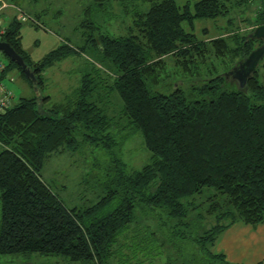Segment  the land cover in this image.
I'll return each mask as SVG.
<instances>
[{
	"label": "trees",
	"instance_id": "16d2710c",
	"mask_svg": "<svg viewBox=\"0 0 264 264\" xmlns=\"http://www.w3.org/2000/svg\"><path fill=\"white\" fill-rule=\"evenodd\" d=\"M134 1L149 7L130 15L126 33L94 38L113 74L94 64L64 101L24 96L0 114V255L57 256L74 264H198L181 252L172 256L171 248L187 237L212 247L237 222L264 224V84L257 69L244 87L225 76L261 44L249 33L264 24V0L239 20L248 30L230 9L245 13L253 0H93L85 16L114 2L132 10ZM221 17L226 22L218 35L195 34V21ZM19 20L15 12L0 40L34 70L41 88L42 71L72 49L60 46L30 62ZM7 60L3 74L15 67L27 79ZM110 91L121 101L116 116L103 102ZM124 127L140 132L149 153L138 169L118 151L115 132ZM63 149L101 150L106 157L105 194L92 205L65 206L41 177L46 158ZM202 205L214 221L195 232L190 213ZM201 252L210 256L200 264H242Z\"/></svg>",
	"mask_w": 264,
	"mask_h": 264
},
{
	"label": "rangeland",
	"instance_id": "374dc122",
	"mask_svg": "<svg viewBox=\"0 0 264 264\" xmlns=\"http://www.w3.org/2000/svg\"><path fill=\"white\" fill-rule=\"evenodd\" d=\"M4 1L11 5L15 4L27 16L26 20L19 21L21 22L22 51L30 62L41 60L60 46L72 49L66 57L54 62L41 73L44 83L40 90L43 94L50 95L51 101L54 103L64 101L66 95L79 85L81 75L90 70L94 64L105 71L112 72V74L115 72V67L96 48L94 40L96 33L124 34L130 24V15L134 12H144L149 7L148 3L134 1L130 5L133 9L128 10V3L126 11L121 4L114 2L112 9L103 12L91 11L86 17V9L93 5V0ZM176 1L181 5L186 1L193 2L194 0ZM258 3L257 0L248 2L249 7H245V13H235L236 7H231L230 14L236 16L242 30L250 29L251 25L239 20L252 16ZM225 19L226 17L217 20H197L194 32L199 37L216 36L222 32ZM203 28L207 29L206 33H203ZM0 57L6 63L8 62L2 51H0ZM257 71L264 84V56L258 63ZM8 77H11V81L6 80V83L16 96L13 104L20 97L34 95L29 82L17 68L9 70ZM103 102L110 115L118 114L121 101L116 91H110ZM120 121L123 122L125 119H120ZM115 136L119 141L118 151L122 153L123 160L129 168L138 169L148 161L149 153L143 145L142 135L139 131L128 130L125 127L119 128L116 130ZM105 160L106 157L101 150H92L86 154L84 151L63 149L60 152L51 153L46 158L40 173L43 180L59 195L65 206L70 208L86 207L98 201L105 194V176L102 168ZM95 163L97 166L94 165ZM196 200L198 203L200 199L196 198ZM206 207L202 205L191 210L190 218L195 221V225H198V228L193 230L195 232L205 226L208 227L214 221L211 215L205 214ZM246 225L251 226V229L246 227L240 231L238 246L232 244L227 237H223L224 239H220L219 243H215L212 247L209 244H203L204 246L201 247L187 237V242L179 243L180 248H171L173 249L171 255L179 256L178 253L181 252L184 256L192 257L193 262L196 260L198 264L208 263L209 258L206 260L204 256H210V253L201 251L210 249L211 253H224L230 262L256 264L264 261V229L258 228L262 224ZM191 235L195 236L196 234ZM223 236H231V233L228 232ZM17 256L21 255H0V264H74L57 256L35 257L30 255L32 256L30 258ZM165 259L167 258L165 257ZM152 264H160V260Z\"/></svg>",
	"mask_w": 264,
	"mask_h": 264
},
{
	"label": "water",
	"instance_id": "95a60500",
	"mask_svg": "<svg viewBox=\"0 0 264 264\" xmlns=\"http://www.w3.org/2000/svg\"><path fill=\"white\" fill-rule=\"evenodd\" d=\"M249 36L252 39L261 40V44L251 50L245 58L238 61L237 65L225 72V76L231 77L240 87L245 86L247 79L256 71L258 63L264 56V24L257 25L249 33ZM0 51L21 68L27 79L31 82L34 95L40 98L42 92L34 70L27 65L22 56L7 41L0 40Z\"/></svg>",
	"mask_w": 264,
	"mask_h": 264
},
{
	"label": "built area",
	"instance_id": "2783aa9c",
	"mask_svg": "<svg viewBox=\"0 0 264 264\" xmlns=\"http://www.w3.org/2000/svg\"><path fill=\"white\" fill-rule=\"evenodd\" d=\"M8 8L13 9L16 12L18 19L21 21L27 19V16L23 11H21V9H19L18 6L15 4H8L7 2L0 0V35H2L6 30L7 24L4 23L3 15ZM5 65V61L0 57V114L8 107L12 106L15 99L13 90L10 89L6 83V80L11 81V78L7 76V73L3 74Z\"/></svg>",
	"mask_w": 264,
	"mask_h": 264
},
{
	"label": "crops",
	"instance_id": "0c3cea01",
	"mask_svg": "<svg viewBox=\"0 0 264 264\" xmlns=\"http://www.w3.org/2000/svg\"><path fill=\"white\" fill-rule=\"evenodd\" d=\"M13 15H15V11L13 9H11V8H8L5 11V14L3 15L4 23L8 24L11 21V18H12ZM7 76H8V72H7ZM15 98H16V96H15ZM246 227H250V229H251V226H247L246 224H243V223H240V222H237V223L233 224L232 226H230L228 229H226L223 233H221L219 235L216 243H219L220 239H224L223 237H227V239L230 240L232 242V244L238 246V236H239V234H241L240 231H242V229H246ZM262 227H264V224L260 225L258 228L259 229H264ZM234 230H235V232L233 233ZM228 232L231 233V236H223V235H226V233H228Z\"/></svg>",
	"mask_w": 264,
	"mask_h": 264
},
{
	"label": "bare ground",
	"instance_id": "6f19581e",
	"mask_svg": "<svg viewBox=\"0 0 264 264\" xmlns=\"http://www.w3.org/2000/svg\"><path fill=\"white\" fill-rule=\"evenodd\" d=\"M2 1H4V0H2Z\"/></svg>",
	"mask_w": 264,
	"mask_h": 264
}]
</instances>
